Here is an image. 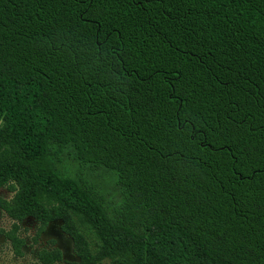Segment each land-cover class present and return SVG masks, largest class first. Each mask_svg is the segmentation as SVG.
I'll return each mask as SVG.
<instances>
[{
    "label": "trees",
    "instance_id": "16d2710c",
    "mask_svg": "<svg viewBox=\"0 0 264 264\" xmlns=\"http://www.w3.org/2000/svg\"><path fill=\"white\" fill-rule=\"evenodd\" d=\"M2 187L19 256L264 264V0H0Z\"/></svg>",
    "mask_w": 264,
    "mask_h": 264
},
{
    "label": "rangeland",
    "instance_id": "374dc122",
    "mask_svg": "<svg viewBox=\"0 0 264 264\" xmlns=\"http://www.w3.org/2000/svg\"><path fill=\"white\" fill-rule=\"evenodd\" d=\"M111 187V184H107ZM13 193L6 187L0 188V196L10 199ZM15 221L0 209V264H40L38 252L44 248H58L62 253V259L54 264H78L79 259L74 252L72 239L61 229V221H52L46 230L37 236L38 223L29 217L19 224L18 236L25 241L22 247V255L14 252L6 233L12 229Z\"/></svg>",
    "mask_w": 264,
    "mask_h": 264
}]
</instances>
